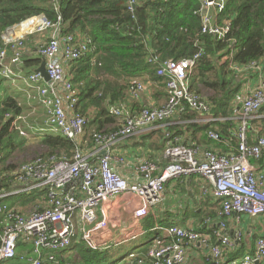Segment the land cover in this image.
I'll return each instance as SVG.
<instances>
[{
	"label": "built area",
	"instance_id": "2783aa9c",
	"mask_svg": "<svg viewBox=\"0 0 264 264\" xmlns=\"http://www.w3.org/2000/svg\"><path fill=\"white\" fill-rule=\"evenodd\" d=\"M126 1L131 8L136 0ZM198 1L201 33L224 37L230 22L220 21L218 14L227 0ZM60 21V15L54 22L44 15L33 16L8 28L1 36L0 85L3 80H20L23 89L30 93L27 98L34 102L33 109L45 114L40 134H60L72 141L75 148L70 157L44 158L38 154L15 165L7 174L6 185L0 187V264H85L71 256L75 245L103 251L150 230H160L165 235L157 233L148 245L146 255L151 264H183L189 244L206 247L215 259L221 256L223 247L236 248L243 241L239 229L232 238L215 231L217 242L213 243L210 233L191 226L172 224L145 229L142 220L161 203L164 187L170 180L193 175L203 179L204 188H210L218 201L219 227H224L230 217H234L235 224L243 216L264 219V128L258 125L264 118V60L231 67L242 79L230 117L235 121L230 133L237 143L235 149L220 152L200 148L166 130L168 125L184 120L183 116L190 111L206 116L209 123L220 119L213 118L211 102L190 89V73L201 55L199 51L179 60L159 61L157 56H148L146 62L156 65V75L165 81L167 100L160 105H146L138 112L122 102L107 104L116 119V129L94 133L93 145L84 150L94 112H79L78 92L68 67L85 57L93 46L84 35L62 34ZM25 57H36L40 62L25 69ZM42 62L48 81L36 71ZM254 72L257 79L252 81L249 75ZM150 92L149 82L138 81L130 93L140 100L141 94ZM6 116L11 118L10 129L21 136L28 135L29 130L19 125L25 122L22 113ZM159 125L165 127L164 165L141 159L134 165L135 179H126L111 164L113 158L122 160L113 156L116 142ZM207 136L221 140L218 132L208 130ZM136 256L134 252L128 258L135 260ZM262 263L264 232L257 236L252 251L226 262ZM138 264L144 262L138 260Z\"/></svg>",
	"mask_w": 264,
	"mask_h": 264
},
{
	"label": "trees",
	"instance_id": "16d2710c",
	"mask_svg": "<svg viewBox=\"0 0 264 264\" xmlns=\"http://www.w3.org/2000/svg\"><path fill=\"white\" fill-rule=\"evenodd\" d=\"M199 7L198 0H136L131 8L126 0H0V45L5 30L38 15H44L51 22L60 15L62 34L78 33L91 40L92 50L68 67L71 81L78 92L79 112L87 114L90 109L94 110L85 135L88 145L92 144L94 133L115 130L116 121L109 113L107 104L125 102L133 112L142 108L139 102H129L131 89L136 82H149L153 97L167 99L165 81L156 75L157 66L146 62L150 55L157 56L159 61L179 60L200 51L201 55L190 73V89L198 95H201L202 88L211 91L213 94L207 99L212 104L213 116L227 119L233 114L234 100L242 83V79L232 70V65L264 60V0H227L218 19L229 21L230 27L220 39L201 33ZM231 41L234 43L230 47ZM39 62L36 57H25L22 66L25 69L33 68ZM14 95L5 93L0 96V187L6 185L7 174L15 168V164L8 163V160L16 144H19L15 141V132L18 131L10 129L11 118L6 116H15L24 111L17 98L19 95ZM195 115L190 111L183 119L190 120ZM211 124L222 127L230 136L235 121L227 119ZM211 124L202 129L204 137H207L209 129L218 132L214 126L209 127ZM260 124L264 125V118ZM166 128L181 137L173 124ZM164 132L156 145L157 149L163 148ZM218 133L224 136L222 132ZM233 142L232 146L236 147ZM40 143L45 148L42 154L44 158L70 157L75 148L74 143L66 137L48 131L40 137ZM206 215L212 214L202 216L195 227L199 232L214 231V226L210 225L212 228H209L204 224ZM153 221V212L150 211L144 218V227L151 228ZM213 233L211 241L216 243ZM150 235L153 236L154 232L148 231L146 236ZM151 239L140 245L136 264L138 260L151 262L146 255ZM91 251L98 253L105 250H91L79 244L71 249V254L85 264H91L95 254L90 255ZM250 251L244 244L231 252H226L224 247L222 249L227 261Z\"/></svg>",
	"mask_w": 264,
	"mask_h": 264
},
{
	"label": "crops",
	"instance_id": "0c3cea01",
	"mask_svg": "<svg viewBox=\"0 0 264 264\" xmlns=\"http://www.w3.org/2000/svg\"><path fill=\"white\" fill-rule=\"evenodd\" d=\"M249 78L252 79V81L256 80L257 72L250 74ZM3 93L11 94L13 96H15L14 94L19 95V97H16L24 107V111L28 110L31 113L37 111L41 112L39 109H33L32 106L34 105V102L31 100V98H27L30 93H27L23 89V85L17 83V80H3L0 85V96L3 95ZM140 97V100H135L130 94L129 102L135 101L139 102V104L142 106H146L149 104L160 105L164 101L163 99H156L153 97V93L151 92L143 93L140 95ZM89 111L94 110L90 109ZM213 118H220L218 120L215 119L213 122L227 120L225 117L213 116ZM206 119V116L196 113L194 118H191L190 120L186 119L182 121H176L173 123V125L175 127V131H177L178 134H181V138L187 143L193 142L199 145L200 148H211L220 152H226L232 148L235 149L236 147L232 146V142L235 141V139L228 134L226 135L222 127L215 125L216 123L213 125L210 123L211 125H209V127L214 126L216 129H218V132H222L224 134V136H221V140L214 141L208 138V136L204 137L205 132L202 129L204 127H208L206 125L209 124ZM262 125L260 124L259 127L264 126ZM43 126V121H41L36 122L35 125L30 126V128L27 126V128H29V131L32 135H35L40 134V129ZM210 130L217 132L212 129H209V131ZM164 131L165 127L159 125L153 128L142 130L131 137L119 139L114 146L113 156L122 158V160L119 161L114 158L111 160V164L114 169L126 179L132 180L135 179L134 165L141 159L149 158L156 161L160 166L164 165L165 161L162 157L163 148L157 149L156 147V145L162 139ZM87 142V139H85V143L82 146L84 150L90 148L93 145V142L91 145H88ZM235 143L236 142H233V144ZM262 164H264V162ZM218 209V201L213 198L210 188H204L203 179L201 177L195 175L189 177L183 176L178 179L170 180L165 185L161 203L151 210L154 216V223L152 227L158 225L162 227L174 224L188 227L191 226L195 228L204 214H212L208 216L206 215L204 218L205 225H209V228L211 227L210 225H212V227L214 226V231L219 230L222 235L228 236L229 238L233 237V234L237 229L241 230L243 232V241L238 245L244 244L247 250L252 251L254 249L257 236L264 232V219L260 216H243L241 221L235 224L234 217H230L225 221L224 227H219L221 218L218 216ZM143 223L144 219L142 220V226L145 228ZM147 232L143 236H146ZM150 232H154L153 236H155L157 233L161 236H165L160 230H150ZM212 232L205 231V233H210L211 235ZM153 236H146L147 239L143 243L147 242ZM165 241H167L166 238ZM238 245L234 249L226 248V252H231L238 249ZM139 250L140 246L129 252H138ZM186 251L187 258L183 264H226L227 262V257H225L223 252L218 259H215L210 256V251L206 247H199L197 244L187 245ZM149 262H144V264H150ZM128 264H131L129 263V259Z\"/></svg>",
	"mask_w": 264,
	"mask_h": 264
},
{
	"label": "rangeland",
	"instance_id": "374dc122",
	"mask_svg": "<svg viewBox=\"0 0 264 264\" xmlns=\"http://www.w3.org/2000/svg\"><path fill=\"white\" fill-rule=\"evenodd\" d=\"M17 83L23 85L20 80H17ZM200 94L209 98L213 93L202 88ZM22 114L25 116V122L19 123L21 128L23 127L22 129H24V126L25 129H27V126H33L36 122H41L45 119V114L38 111L31 113L27 110L23 111ZM27 134V136H21L19 133L15 132V141L19 144H16L17 147L12 151L8 163L17 165L22 161L31 159L32 157L45 152L44 146L40 143V137L43 134L32 135L30 131H28ZM146 239V236H141L135 240L124 243L123 245L111 246L103 252L97 253L91 251V253H89L90 255L95 253L91 258V264H125V262L128 261V252L139 247ZM96 255L97 257H95Z\"/></svg>",
	"mask_w": 264,
	"mask_h": 264
},
{
	"label": "water",
	"instance_id": "95a60500",
	"mask_svg": "<svg viewBox=\"0 0 264 264\" xmlns=\"http://www.w3.org/2000/svg\"><path fill=\"white\" fill-rule=\"evenodd\" d=\"M36 71L41 74V76L44 78V80L48 81V76H47V74L45 72L44 63L43 62L40 64V67Z\"/></svg>",
	"mask_w": 264,
	"mask_h": 264
},
{
	"label": "bare ground",
	"instance_id": "6f19581e",
	"mask_svg": "<svg viewBox=\"0 0 264 264\" xmlns=\"http://www.w3.org/2000/svg\"><path fill=\"white\" fill-rule=\"evenodd\" d=\"M42 78H43V77H42ZM43 79H44V78H43ZM131 90H132V89H131ZM130 94H131V93H130ZM166 100H167V99H166ZM166 100H165V101H166ZM165 101H164V102H165ZM122 103H125V102H122ZM125 104H126V103H125ZM126 105H127V104H126ZM127 106H128V105H127ZM128 107H129V106H128ZM143 107H144V106H142V108H143ZM129 108H130V107H129ZM142 108H141V109H142ZM130 109H131V108H130ZM141 109H140V110H141ZM131 110H132V109H131ZM140 110H139V111H140ZM137 112H138V111H137ZM113 117H114V116H113ZM114 119H115V117H114ZM222 120H224V119H222ZM115 121H116V119H115ZM115 125H116V124H115ZM44 129H47V127H45ZM115 129H116V127H115ZM102 131L105 132L104 130H102ZM99 132H100V131H99ZM214 141H217V140H214ZM92 142H93V140H92ZM74 147H75V145H74ZM236 147H237V146H236ZM218 210H219V209H218ZM216 231H217V230H216ZM214 234H215V231H214ZM147 248H148V247H147ZM146 251H147V250H146ZM131 253H134V252H129L128 256H129ZM135 258H136V257H135ZM136 259H137V258H136ZM136 259H135V260H134V259H130V260H129V263H131L132 261H134V263H135V262H136ZM233 259H235V258H233ZM135 264H136V263H135Z\"/></svg>",
	"mask_w": 264,
	"mask_h": 264
},
{
	"label": "clouds",
	"instance_id": "9594fccd",
	"mask_svg": "<svg viewBox=\"0 0 264 264\" xmlns=\"http://www.w3.org/2000/svg\"><path fill=\"white\" fill-rule=\"evenodd\" d=\"M137 253V252H136ZM129 259V258H128ZM130 260V259H129Z\"/></svg>",
	"mask_w": 264,
	"mask_h": 264
}]
</instances>
